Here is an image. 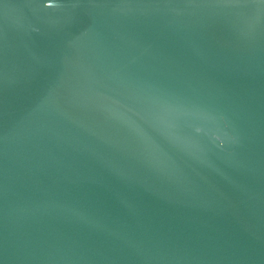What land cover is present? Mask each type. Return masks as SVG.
I'll return each instance as SVG.
<instances>
[{"label": "water", "instance_id": "water-1", "mask_svg": "<svg viewBox=\"0 0 264 264\" xmlns=\"http://www.w3.org/2000/svg\"><path fill=\"white\" fill-rule=\"evenodd\" d=\"M0 264H264V0H0Z\"/></svg>", "mask_w": 264, "mask_h": 264}]
</instances>
